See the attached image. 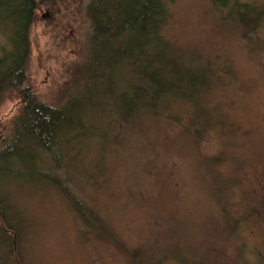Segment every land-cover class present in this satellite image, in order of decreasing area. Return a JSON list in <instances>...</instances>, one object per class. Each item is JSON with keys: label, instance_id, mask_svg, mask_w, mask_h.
I'll use <instances>...</instances> for the list:
<instances>
[{"label": "rangeland", "instance_id": "1", "mask_svg": "<svg viewBox=\"0 0 264 264\" xmlns=\"http://www.w3.org/2000/svg\"><path fill=\"white\" fill-rule=\"evenodd\" d=\"M37 2L25 88L56 103L75 88L89 56V0ZM168 8L162 33L179 61L218 68L221 84L209 93L212 113L197 117L194 102L180 98L166 130L156 118L134 126L113 123L108 158L96 136L74 130L61 167L45 170L47 183H27L31 188L9 181L3 187L0 199L17 223L15 232L5 227L0 264H133L139 254H151L146 247L154 239H167L175 253L162 264L261 262L264 223L250 213L248 225L234 229L233 219L216 207L219 187L213 185L226 184L243 213L264 208L256 201L264 197V47H257L264 43V21L249 44L208 0H173ZM22 99V91L10 90L0 103L1 134ZM172 114L187 119L177 125ZM170 126L178 127L171 133ZM93 133L103 136L104 130ZM153 250L160 254L159 247Z\"/></svg>", "mask_w": 264, "mask_h": 264}, {"label": "trees", "instance_id": "2", "mask_svg": "<svg viewBox=\"0 0 264 264\" xmlns=\"http://www.w3.org/2000/svg\"><path fill=\"white\" fill-rule=\"evenodd\" d=\"M171 1L89 0L88 14L92 29L88 59L80 70L75 88L67 93L65 99L50 103L25 88L30 59V32L38 2L0 0V103L10 90L23 93L21 108L13 117L9 131L6 135L0 133L1 199L5 198L3 187L9 181L24 186L29 182L36 185L47 183L45 170L61 167L62 158L69 153L66 145L74 130L81 128L80 137L96 136L101 142L100 148L104 150L103 156L108 158V153L114 151L113 142L108 136V126L111 127L113 123L134 126L138 121L147 122L146 117L151 121L156 118L165 127L167 118H171L169 111L180 98L194 102L197 117L205 112L212 113L215 104L209 93L221 84L218 68L214 66L215 69H211L209 63L191 68L179 61L175 49L162 33ZM208 1L224 20L247 35L249 44L253 43L251 35L264 21L261 2ZM260 46L264 47V43L258 41L257 47ZM172 116L177 125L187 119L181 114ZM190 120L191 126L194 119L191 117ZM176 128L170 126V132ZM93 129L104 130L103 136L93 133ZM93 140L96 139L90 142ZM83 143L82 147L85 146ZM132 147L130 145L129 148ZM79 157L84 160L81 154ZM213 186L219 187V193H214V201L218 204L216 207L226 217L233 219L231 224L234 229L243 230L248 225L250 213H254L256 219H261V224L264 223V208L255 207L252 210L249 207L243 213V206L238 208V203L232 204L226 184L225 187L221 184ZM1 199L0 248H3L5 227L15 232L17 220L15 215L7 214L8 210ZM256 201L264 205V197L257 196ZM239 234L243 240L244 236ZM258 236L261 238L259 264H264V231ZM154 240L155 245L146 247L151 254H139L133 264H162L167 254L175 257L167 239ZM259 240L254 244L257 245ZM156 247L160 248V254L153 250ZM175 259L183 261L180 256Z\"/></svg>", "mask_w": 264, "mask_h": 264}]
</instances>
